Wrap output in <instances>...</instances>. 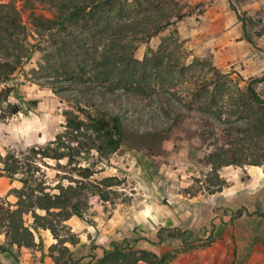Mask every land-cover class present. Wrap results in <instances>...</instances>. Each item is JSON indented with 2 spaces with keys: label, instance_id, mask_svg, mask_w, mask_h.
<instances>
[{
  "label": "rangeland",
  "instance_id": "obj_1",
  "mask_svg": "<svg viewBox=\"0 0 264 264\" xmlns=\"http://www.w3.org/2000/svg\"><path fill=\"white\" fill-rule=\"evenodd\" d=\"M10 1L17 9L25 2L9 0L3 3ZM175 1L185 10L193 9V16L176 22L147 43L134 42L136 50L132 57L139 63L145 59L144 66L147 64L148 73H152L151 88L141 93L126 89L107 93L98 87L89 91L87 84L77 86L43 75L34 77L31 71L38 68L42 51L46 52L48 46L28 24L27 10L22 11L23 23L29 30L28 41L35 48L10 81L0 84V89L13 88L8 102L23 108L17 115L0 121V154L9 151L18 157H29L31 148H55L52 142L58 135H65L67 114L71 112L83 117L77 107L116 115L123 132L122 145L116 152L102 158L95 151L83 153L79 157L84 158L75 169L74 165H67L66 159L58 162L37 160L40 168L37 176L49 188L67 186L73 179H79L78 166L94 172L91 179L95 185L106 177L115 179V185L110 188L98 185L107 201L98 195L87 198L88 205L81 221L84 228L79 234L88 233L85 227H91V234H86L90 241L89 252L97 253L99 258L102 249H109V242L100 236L119 242L130 237L156 241V232L160 228H169L184 232L182 238L164 236L160 246L140 241L131 244L132 248L151 251L159 258L164 256L165 264H264V176L259 182H253L243 167L228 166V172L222 176L226 184L219 192L223 196L215 193L212 198L209 192L215 188L207 181L212 177L211 167L204 164V158L215 149H228L229 141L240 139L241 135L234 128L249 126L248 118L239 120V117L249 115L253 106H248L244 114L234 108L236 114L229 115L231 125L223 121L228 117L226 114H221L222 118L218 120L199 111L198 107L209 101L208 93L212 87L207 88L204 96L200 93V84L209 81L211 74L207 64H196V60L229 74L231 83L228 85L232 89L244 87L250 78L241 75L233 66L218 69L210 49L195 48L188 43L192 39L189 34L195 26L194 20H200L196 18L199 12L193 8L197 3ZM231 1L238 13L248 20L243 30L251 36L256 45L254 49L262 50L264 38L255 34L264 25L261 20L264 0ZM33 9L36 14L51 17L47 5L34 1ZM210 24H205L206 31ZM40 48L44 50L40 51ZM154 54L162 60L156 67L152 61ZM167 60L170 70L165 67ZM257 93L264 99L262 93ZM224 99L227 100V96ZM222 105L218 101L211 110L230 114L224 101ZM230 128L231 136L226 140L225 130ZM63 140L68 142L66 137ZM259 168V174L264 175V164ZM223 170L224 167L219 172ZM18 177L10 180L0 176V204L15 202L8 191L21 187ZM53 193L57 190L53 189ZM219 197H222L220 206L214 204L215 198ZM26 221L31 223L30 217ZM61 235L68 237L64 232ZM98 238L104 247L92 245L93 241L99 242ZM0 241H3L2 235ZM0 255V264H13L8 255L1 252Z\"/></svg>",
  "mask_w": 264,
  "mask_h": 264
},
{
  "label": "trees",
  "instance_id": "obj_2",
  "mask_svg": "<svg viewBox=\"0 0 264 264\" xmlns=\"http://www.w3.org/2000/svg\"><path fill=\"white\" fill-rule=\"evenodd\" d=\"M34 1L47 5L51 17L36 14L33 9ZM246 1L238 0L240 3ZM228 2L230 10L245 27L248 20L238 13L231 0ZM205 4L199 2L193 8L201 15ZM25 10L28 12V24L48 46L46 52L42 51L41 62L37 69L31 71L32 75L51 77L53 81H68L77 86L87 84L89 91L98 87L107 93L117 89L141 93L146 88H151L149 79L152 73H148L147 64L144 66L147 61L144 59L139 63L132 57L136 50L134 42L147 43L176 22L194 14L193 9L185 10L175 0H25L21 9H17L11 1L0 2V84L10 81L35 48L28 41L29 30L23 23L22 11ZM263 35L264 25L255 36ZM245 39L256 47L248 33ZM152 57L154 67L162 63L158 55L154 54ZM196 64H207V71L211 74L209 81L200 84V93L204 96L208 92L207 88L212 87L208 93L209 101L202 103L198 107L199 111L218 120L222 118L221 114H226L228 117L223 121L231 125L233 123L229 115L236 114L234 108L240 111L239 114H244L248 106H253L249 115L239 117V120L248 118L249 126L246 129L234 128L241 135L240 139L229 141L230 148L219 147L204 158V164L211 167L212 177L207 181L215 188L209 192L212 195L221 192L226 184L218 174L221 168L261 167L264 164V99L254 88L264 82V75L250 79L242 88L237 86L232 89L228 85L231 83L229 74L221 73L203 61L196 60ZM165 67L170 70V61L167 60ZM12 92V87L0 89L1 122L23 110L21 105L8 102ZM226 96L227 100L224 99ZM218 101L221 105L224 101L225 108H230V114L211 110ZM221 108L224 110L223 105ZM77 110L83 117L71 112L67 114L65 135H58L52 142L56 145L55 148H31L29 157H18L9 151L4 155L0 154V176L10 180L20 176L17 181L21 185L18 189L8 191L15 198L14 203L0 204V235L4 237L0 252L8 253L16 259L21 248L41 250L43 242L38 231L44 230L49 231L55 240L48 248L49 257L54 264H80L84 258L91 259L89 264L94 260L93 264H165L166 257L159 258L155 253L144 249L134 250L131 244L143 241L160 246L164 236L182 238L184 232L178 229L160 228L155 235L156 241L145 237L111 241L109 249H102L99 258L94 253L76 260L71 258L66 244L75 246L78 238L66 222L72 217L82 220L89 195H98L100 199L107 201V197L98 190V185L110 188L115 185V179L106 177L95 185L91 179L94 172L88 167L78 166L79 179H73L67 186L49 188L37 176L40 171L37 160L50 159L58 162L66 159L67 165H74L75 169L80 159L84 158L79 157L83 153L95 151L100 158L106 157L116 152L123 142L118 116L108 115L98 109L89 112L77 107ZM231 129L225 130L226 140L231 136ZM63 137H66L67 143ZM53 189L57 193H53ZM27 217H30L31 223H27ZM62 232L68 237L61 235ZM210 241L211 238L208 239Z\"/></svg>",
  "mask_w": 264,
  "mask_h": 264
},
{
  "label": "crops",
  "instance_id": "obj_3",
  "mask_svg": "<svg viewBox=\"0 0 264 264\" xmlns=\"http://www.w3.org/2000/svg\"><path fill=\"white\" fill-rule=\"evenodd\" d=\"M0 1L7 2L9 0ZM186 1L206 3L202 14L196 16V18H200V20H194L195 26L192 27V33L189 34L192 38L188 42L189 44L195 48L201 46L204 50L210 49L209 52L213 56L214 65L218 69L225 70L226 68L233 66L234 70H239L238 72L241 75H246L250 79L258 78L264 75V47L261 46L262 50L260 48L259 50H255L254 46L246 41L245 38L247 33L244 32V27L238 20L237 16L230 10L229 0ZM209 1H211L210 4L208 3ZM261 20L264 24V13L261 16ZM210 21H214L215 23H211ZM206 23L207 25L210 23L212 24H210L211 27L208 26L207 31L204 27ZM262 37L264 38V36ZM221 56L222 58H220ZM254 88L257 92L262 93L264 96V82L255 85ZM228 168L229 167H224V173L218 172L220 177L225 176L224 174L228 172ZM259 169L261 168L254 166L243 167V170H245L253 182H259L262 179V176H264L262 173V175L259 174L257 171ZM216 194V196H223V194H219V192ZM213 196L214 195L211 197L213 198ZM221 198L222 197L215 198L214 204H218L220 206L222 200ZM81 221L82 220H79V218L77 219L76 217H72L66 222V225L71 229L72 233L74 232V234H78L76 235L78 243L75 246L66 244L67 248L70 250L71 258L73 260L80 259L81 257L88 256L90 254V241L87 239L86 234L90 233L89 228L91 227H85L88 229V233L82 232L79 234L84 228L82 227L83 222ZM153 224L155 223L153 222ZM38 233L43 242V248L41 250L21 248L18 251L16 259L8 253H3V255H8L9 259L13 261V264H54L52 259L49 257L48 248L55 243V240L52 239L49 231L39 230ZM100 238L106 239V242L109 243L111 241H115L113 238L108 239L109 237L100 236ZM36 241H38L37 238ZM102 242L99 239V242L93 241L92 245L104 247ZM3 243L4 237L3 241H0V244ZM94 255L98 258L97 253H94ZM90 261V258H84L80 264H89ZM138 264L144 263L139 262Z\"/></svg>",
  "mask_w": 264,
  "mask_h": 264
}]
</instances>
